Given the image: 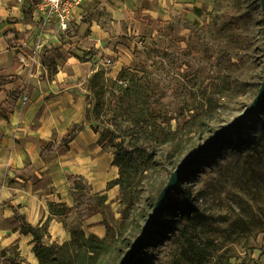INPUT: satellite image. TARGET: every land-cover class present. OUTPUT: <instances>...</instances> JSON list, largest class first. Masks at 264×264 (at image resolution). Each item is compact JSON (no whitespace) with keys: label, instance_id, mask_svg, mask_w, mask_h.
Wrapping results in <instances>:
<instances>
[{"label":"rangeland","instance_id":"1","mask_svg":"<svg viewBox=\"0 0 264 264\" xmlns=\"http://www.w3.org/2000/svg\"><path fill=\"white\" fill-rule=\"evenodd\" d=\"M81 4L84 20L99 24L109 47L92 43L90 49L69 51L81 61L99 62L84 82L90 101L86 116L93 129L107 135L114 152L117 143L134 151L144 183L135 213L148 216L134 242L161 192L148 209V185L165 188L189 154L257 97L264 81V9L261 0H185L168 9L167 19L131 30L112 23L100 0ZM47 27L41 21V28ZM69 28L70 23L61 31ZM46 59H52L47 63L53 72L57 61ZM41 65L34 61L37 69ZM30 85L22 76L1 77L0 87L10 88L7 107L16 98L20 104L31 100ZM178 185L171 194L173 206L160 217L134 264H264V102L202 154ZM100 205L113 248L99 264H118L125 255L117 254L118 236L131 233L129 220L121 221L126 203Z\"/></svg>","mask_w":264,"mask_h":264},{"label":"crops","instance_id":"2","mask_svg":"<svg viewBox=\"0 0 264 264\" xmlns=\"http://www.w3.org/2000/svg\"><path fill=\"white\" fill-rule=\"evenodd\" d=\"M100 1L112 23L132 30L167 19L168 9L185 0ZM42 10L38 0H0V78L24 77L31 82L32 97L21 104L16 98L7 107L10 88L0 87V264H13L12 249L25 264L39 263L35 235L21 231L24 223L39 227L48 222L49 233L42 237L47 246L67 243L77 230L105 237L101 203L91 197L106 196L103 204L108 206L119 202L121 191L119 185H110L120 177L114 151L98 144L100 133L86 116L90 101L84 82L99 62L81 61L69 53L77 47L90 49L92 43L109 50L103 43L105 31L98 23L84 20L82 4L67 32L56 24L43 30ZM44 54L57 61L53 72L47 63L52 59ZM34 61L42 62L40 69ZM75 126L78 129L69 137ZM44 143L50 148L44 150ZM76 180L89 188L81 200ZM53 203L73 210L67 215L57 213L51 209Z\"/></svg>","mask_w":264,"mask_h":264},{"label":"trees","instance_id":"3","mask_svg":"<svg viewBox=\"0 0 264 264\" xmlns=\"http://www.w3.org/2000/svg\"><path fill=\"white\" fill-rule=\"evenodd\" d=\"M197 12L199 9H195ZM100 76L99 73L96 74V77ZM147 118L144 114L139 116V121L141 123H145ZM140 123V124H141ZM78 127V126H76ZM75 127V128H76ZM96 130V129H94ZM98 132V130H96ZM76 130H72L70 132L69 137H73ZM171 134V133H169ZM173 134V133H172ZM109 138L105 133L100 135L98 139V144L102 145L105 148H109L107 143L109 142ZM114 145V144H113ZM117 147V150L114 152V163L119 167L120 177L116 180L110 182V185H119L121 188L119 199L126 203V208L122 211V218L121 221L125 222V220H129L131 225V233L127 234V230L122 231L118 239L120 240L121 247L118 249L117 254H126V252L133 246V235L140 231V227L142 226V221L146 220L147 213L146 211L140 213H135L137 211V204L141 198L142 192L144 190V183L140 177L141 173H138V167L136 164L137 157L134 156V151L130 150L125 146L123 143H117L114 145ZM167 149V147H166ZM166 149L163 152H166ZM185 175V174H184ZM77 188L79 189V198L78 200L85 195L83 190H89L87 185L81 180L76 184ZM149 187V195L145 197L144 201L146 202V207L153 208L155 203V194L157 195L159 191L163 190L162 183H153L152 185H148ZM179 186V185H178ZM177 186V188H178ZM176 188V189H177ZM175 189V190H176ZM173 194L181 195V192L175 191ZM170 202L166 207L171 208L173 206L174 200H171L170 195ZM93 201L103 203L106 200V196L96 195L91 197ZM51 209L56 211L57 213H61L63 215H67L70 213L73 208H70L68 205L64 203H53L51 205ZM185 209V205L181 207L180 210ZM164 211V213L166 212ZM91 210L89 213H92ZM163 213V215H164ZM136 216H135V215ZM21 231L23 233H33L35 235V252L38 258V264H99L101 262L102 257L112 251L113 245L112 242L109 241L108 234L101 238L98 235L91 234L87 236L85 231L77 230L74 231L73 237L70 241L64 244H54L52 246H47L43 244L42 237L44 234H48V222L44 223L42 226L34 227L29 223H24L21 227ZM150 239V238H149ZM149 239L147 240L146 244L148 243ZM148 245V244H147ZM141 253V252H140ZM139 253V254H140ZM138 254V255H139ZM137 255V257H138ZM19 253L15 251V256L11 257L10 262L13 264H25L22 260H19ZM137 257L134 258L132 264L138 259Z\"/></svg>","mask_w":264,"mask_h":264},{"label":"water","instance_id":"4","mask_svg":"<svg viewBox=\"0 0 264 264\" xmlns=\"http://www.w3.org/2000/svg\"><path fill=\"white\" fill-rule=\"evenodd\" d=\"M262 1V6L264 9V0ZM264 102V81L257 97L254 99L252 104L248 106L244 112L238 115L234 120L228 122L224 125V128L213 135L207 143L196 149L194 152L188 155L181 164L174 170L166 187L160 192L157 202L155 203L153 212L150 214L149 219L146 221L143 230L140 235L134 240L133 246L126 252L122 260L118 264H132L134 258L141 252L143 248L146 247L147 240L152 236L154 227L157 225L160 217L166 210L168 198L172 192L177 188L178 183L182 180L184 174H186L187 169L195 163L202 154L210 150L211 147L218 144L229 132L238 128V125L245 122Z\"/></svg>","mask_w":264,"mask_h":264},{"label":"built area","instance_id":"5","mask_svg":"<svg viewBox=\"0 0 264 264\" xmlns=\"http://www.w3.org/2000/svg\"><path fill=\"white\" fill-rule=\"evenodd\" d=\"M42 6V23L58 25L60 30H66L72 20L76 8L83 0H38Z\"/></svg>","mask_w":264,"mask_h":264}]
</instances>
